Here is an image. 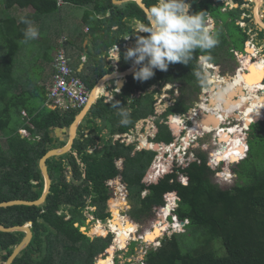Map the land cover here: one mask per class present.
Returning a JSON list of instances; mask_svg holds the SVG:
<instances>
[{"label":"trees","instance_id":"1","mask_svg":"<svg viewBox=\"0 0 264 264\" xmlns=\"http://www.w3.org/2000/svg\"><path fill=\"white\" fill-rule=\"evenodd\" d=\"M1 1L5 9L30 7L38 17L54 13L58 9L57 0ZM61 1L76 6H91V8L93 5L92 11L96 15L108 14V20H116L120 24L123 23L121 19L124 17L131 22L137 19L144 22L145 25L148 23L143 11L132 1L123 7L113 5L111 0ZM155 2L156 0L144 1L149 10ZM194 3L191 5V11H205L207 16L211 17L205 4L200 3L196 8H193ZM236 10L239 12L238 16L227 17L229 20L224 21L225 30L221 27L213 29L212 33L217 44L209 50L196 49L192 53L188 65L170 64L166 72L155 70V75L143 83L133 79V76L129 78L130 80L124 86L122 93L127 97L134 93H142L134 98L136 100L134 104L132 102L129 105L125 103L127 107L124 109L129 110L127 116L133 120L130 125L122 123L117 129L108 128L110 132L115 133L113 135L118 134L119 137L116 140L114 138L101 140L102 147L99 150L96 148V142L100 140L99 131L103 127L107 128L115 123L116 115L114 113L116 111L111 106L113 104L104 102L105 98L98 100L92 106L90 110L92 118L88 119V123L102 119L103 125L92 129L91 137H87V139L86 136L89 134L85 133L84 136L83 130L80 129L82 132L80 138L75 141L73 146L77 158L72 151L46 162L52 186L43 206L0 208V224L3 226L32 224L33 239L12 264H95L96 255L102 254L105 257L110 249L114 251L115 247L109 248L111 245L110 235L106 238L91 239L79 228L85 226L84 210L88 206L95 208L91 212L95 219L105 220L110 217L107 212L108 190L117 177L121 178L126 187L130 204L128 215L130 220L124 217L125 225L129 226L125 237L133 238L137 230L135 223L152 219L156 209L164 206L166 196H176V208L173 214L179 220L188 221L185 228L196 227L201 230L196 233V236L198 239L201 237L205 245L219 240L225 249V254L221 256L211 250L200 251L196 247L193 248L196 250L194 252L182 253L179 239L184 234H172L164 236L157 249H151L145 254L144 264H264V164L260 160L261 150H257L253 145L256 143L264 147V121L250 125L248 151L245 158L237 162L244 152H239V155L235 154L236 152L230 153L223 159L214 157L215 163L222 162L221 169L225 175H229V164L237 162L233 169L237 182L229 189H222L213 182V171L207 165L206 154L201 148L194 150L196 160L187 167L182 168L170 162L164 164L156 176L150 177L155 171L152 162L156 153L144 149L137 151L135 144H126L120 136L134 128L137 120L145 119L155 111L152 109L146 112L141 104V102H145L143 99L146 95H151L152 102L156 99L152 92L143 94L147 86L157 84L159 89L157 88L155 92H159L162 83L170 82L182 83V91L176 97L174 104L161 114L164 122L158 123L157 133L150 141L166 145L183 134L181 129L175 131L170 129L165 124L166 117L186 113L191 108V99L187 100L186 98L187 90L190 89L189 85L192 86L191 91L197 92L205 85V77L197 62L199 56L204 55L210 63L218 66L217 64L221 65L227 62L228 56L232 58L233 49L239 47L241 50L243 49L248 35L246 28L236 22L241 14V11ZM217 11H220V6L213 8L212 16L215 17ZM227 12L225 11L224 14ZM88 19L89 17L85 19L87 24ZM33 20L32 16H26L18 24L14 18L1 19L0 21V41L7 44L6 53L0 58V202L15 199L33 201L41 196L43 177L38 168V161L49 150L64 145V143L58 144L57 140L51 138L50 132L56 127H69L75 117V113L61 116L62 114L59 112L46 107L42 108L46 97L41 86L39 87L43 96L42 106L32 110L25 108L22 103L25 102V93L22 92L19 95L13 93L12 86L19 83L13 77V62L18 52L17 41L25 38L24 32ZM227 27H232L234 32L238 33V42L229 41L235 36L227 32ZM235 43L239 47L234 46ZM121 54L125 62L123 68H129L132 62L124 59L125 53L120 52V56ZM248 58L241 61V67L244 73L251 70L248 73L251 75L255 60L253 61L249 55ZM100 90L101 87L97 93ZM142 96L144 97L141 98ZM20 99L22 102H19ZM232 108L233 106L229 107L228 111ZM23 112L24 115L21 114ZM207 112L211 113L209 110ZM17 117L19 120H16ZM12 118H14L13 121ZM179 118L176 116L174 119ZM26 121L31 124V128L26 125ZM19 129L28 131L33 139L20 136ZM1 140H4V147L1 145ZM53 141H56L57 144H53ZM89 148L93 150L92 153L88 152ZM167 149L169 148L156 147L155 151L161 155ZM244 149L246 150V146ZM120 159H123L122 169H118L116 166V162ZM132 166H135L138 171L142 169L143 172L134 171L136 175L130 178L128 172ZM154 168H157L156 163ZM69 174L72 176L70 181L67 179ZM180 176L186 178L185 184L180 181ZM74 181L80 183L75 184ZM110 203V211H114L113 214L111 212L110 225L116 230L115 214L117 215V211H122L125 201L116 199ZM168 204L171 208L173 198L168 201ZM170 208H165L163 214L159 215V219L163 223H165V215L169 213ZM59 210L62 211L60 215L57 214ZM67 216H69L68 220ZM75 223H78V227L74 226ZM153 228V230L145 231L140 237L144 239L147 234L155 236L157 231L155 226ZM114 234V237L117 238V232ZM23 236V233L0 232V258L3 261L11 254L13 247L20 242Z\"/></svg>","mask_w":264,"mask_h":264},{"label":"rangeland","instance_id":"2","mask_svg":"<svg viewBox=\"0 0 264 264\" xmlns=\"http://www.w3.org/2000/svg\"><path fill=\"white\" fill-rule=\"evenodd\" d=\"M204 3L208 7L211 6L209 4L210 2L204 1ZM65 4L66 5H64L61 9H58L56 12L51 13V14L41 15L39 17L37 16V21L33 20L31 25L36 27L39 31V35L37 38L28 39V40H25V38H24L23 40L17 41L18 52H17V54L14 58V62H13V77H14V80H17V82H19V83L16 85H13L12 87L14 88L13 89L14 94L19 95L22 92L25 93V96H24L25 102H22L21 101L22 99H20L19 102H22L24 104V107L27 108L28 110H32L33 108H38V107L42 106V97L43 96L41 95L42 90L39 87V85H40L42 80L44 81L45 76H46V72L50 68L51 62L54 60L55 55H56L57 51L59 50L58 48H60V46H64L65 48L66 47L68 48L69 44L72 45L73 41H74V46H79V44L81 43L79 40H81V39L83 40L85 38L84 34L87 35V31H89L88 33L91 34L92 36H86V37H93V38L97 39V36L100 34V32L97 33L95 30H93V27H95L96 22L93 25H87L84 22L85 18L87 17V16H85V12L87 10H89V7H87V6H76V5H72V4H68V3H65ZM2 5H3L2 1L0 0V21H1V19L6 20V18H12V17H15L18 15V11L5 9L4 6H2ZM254 5L256 6V3L254 0L253 1L252 0L247 1V8L250 11V13H252V11L255 10ZM253 6H254V8H253ZM252 8H253V10H252ZM11 9H13V7ZM257 10H258L257 11L258 16L264 17V0H263V6L261 8L257 7ZM238 11H240V9ZM235 15H237V16L239 15V12H237V10L228 11L226 14H223L222 12L217 11L215 19H220V18L223 19L224 18L227 20V17H233ZM26 16L27 15L17 18L16 19L17 24ZM5 22H7V21H5ZM241 23H242L241 25L243 27H247V28L249 27L250 28V31H247L249 36H248L247 40L244 42V46H243L242 51H240L241 48L238 45L236 46L237 43H235L234 46L239 47L238 49H240V50H238L239 53L237 54V56H234V58H231L228 56L227 62H224L221 65L217 64L218 67L214 66V67H216V71H215L216 74H218L220 77L224 78L225 81H229V83L234 88L236 86L241 85V81L237 79V76H235V72L238 69H241V66H240L241 61L245 60L246 56L248 54L246 50H248V52L250 51V52L254 53L253 54L254 57H252L253 61L255 60L256 57H258L260 59H264V35L260 38H255L256 34L252 33L254 31V29L261 30L262 28L259 25H255V26L251 27V23L247 22V21H244V24H243V22H241ZM3 24L6 26L5 23H3ZM210 24L211 23H209L207 26H209ZM261 25H263V24H261ZM138 27H139V25H137L135 27V29ZM1 28H2V25H1ZM84 28H85V30H83ZM212 30H213V27H212L211 31ZM226 30L228 33L230 32V33H232V35L235 36L234 38L230 39L229 41L238 42V40H239V37L237 36L238 33L234 32V29L232 27L231 28L227 27ZM263 32H264V28H263ZM135 34L139 35L140 33H135ZM61 41H62V43H60ZM247 47H248V49H247ZM6 48H7V44H5L4 41H0V58L2 57V55L3 56L5 55ZM121 51L123 52L124 49L122 48ZM222 53H224V52L222 51ZM72 57H76V59H78V55L72 56ZM243 57H245V58H243ZM241 58H243V59H241ZM201 60H202V58H201ZM250 72H251V70H250ZM247 74H248V72H247ZM208 78L209 77L207 76V79ZM252 82H254V81H252ZM141 83H143V82H141ZM222 87H223V85H217L214 81L212 83V87H211L212 90H214V91L211 92L210 90H207L208 93L206 95H207L208 101H210V102L214 101L215 100L214 94L216 93L218 88H222ZM224 87H225V84H224ZM178 88L179 87L176 86V88L171 91V87L168 86V87H165L163 90H161V92H159V93H156L154 91H150L152 89H147L143 93L146 95L148 92H152V95L156 96L155 97L156 99L154 101V108H153V110H155V111L152 112V116H150L148 118L149 121H153L156 118V115L158 116L160 114V112L163 113L162 111L165 109L166 106H171L174 104L175 96H179L180 92L182 91L181 89H178ZM189 88L190 89L187 90L186 98H187V100L191 99V104L193 106V109L189 110L187 113L181 115V118H179V119H173V118H171V116H168V121H167L169 126L172 129L174 128L175 130H178V129L180 130L181 128H179V127L183 126L186 130L185 134L186 133L189 134L190 129H195V133H198V131L200 130V127L205 126V122L199 120L200 119L199 113L194 111L197 109L198 105L202 102V100L204 98L203 94H202V90H201V92L200 91L199 92L191 91L192 86H190V85H189ZM260 89L263 91L260 94H254L256 92L252 89H247L248 92L244 91L245 94L249 93V95L248 96L243 95V97L240 99V104L236 105L234 107V110H238V112H240L241 114L243 112V114H244L245 111H248L250 109L251 110V112H249L250 116H251V113L253 110H255L256 112L263 111L262 113H264L263 108L259 105L257 106V102H261L262 105L264 104V86L261 87ZM163 92L165 94L167 93V96L165 95V97H164ZM252 92H254V93H252ZM139 95H140V93H134L131 96L133 98H135ZM229 95H232V94L229 93ZM103 98L104 97H101L99 100H101ZM129 98H130L129 100L132 102V104H134L136 100L132 99L131 97H129ZM150 98H151V95H146V97H145V99H148V100H150ZM238 98H239V96H234L233 102L238 101ZM143 101H145V100L143 99ZM221 101L222 100H220V102ZM143 104L145 105V103H143ZM212 104H213V102H212ZM43 107L44 106H42V108ZM192 111H194V114H192ZM224 112L228 113V110H227V112L226 111H224ZM225 113H224L223 120L229 116V114H225ZM240 113H238V114H240ZM114 114L116 115L117 113H114ZM178 117H180V115H178ZM254 117H256V113L254 114ZM24 119L27 120V118H24ZM148 119H146V121ZM238 119H240V118H238ZM238 119L235 118L234 116H230V120H229V118L225 120L224 123H226V124L224 126L227 127L229 125L228 127H231L236 122H237L236 123L237 125L242 126V122L239 121ZM260 119L264 121V117H262ZM13 120H14V118H12V121ZM16 120H19V117H17ZM212 120H213V124L211 122ZM227 120H229L232 123L235 120V123L233 125L228 124ZM192 121H194V123ZM189 122H192L193 125L192 126L188 125ZM218 122H219V119H217V118L215 119L214 117L208 118L206 120V123L211 125V127L213 129L218 127ZM172 123L178 124V126H175ZM26 125L31 126V124L28 121H26ZM202 131H203V129H202ZM234 131H235V133H234L235 136H237L240 132V130L236 129V127H234L233 131H231V132H234ZM248 131L245 132L246 138L248 137ZM18 133L20 134V136H22L24 138H29V139L32 138V137H30L28 131L26 133H22L21 131H18ZM125 137L127 139L128 144H135V147L137 150L142 149L143 147H149V148L151 147L153 149L155 148L153 145L154 143L148 144V142L145 141L146 130L144 127L142 128L141 132L134 131L132 134L129 133V134L125 135ZM236 138L237 137L233 138L234 143H236V142L240 143L241 138L240 137L238 139H236ZM201 139H203V140H200L199 143H200V146H202V145L204 146V151L202 149L201 150L207 155V159L209 157L211 158L212 156H214L216 159L217 158H220V159L224 158V150H223V148H225V141L223 140L224 136H220V138H219V140L222 141V143L219 141H218L219 142L218 143L216 141V139H217L216 134H214V135L213 134L212 135L207 134V135H204ZM179 141H180V139L178 140V142ZM254 141H256V139H254ZM188 142H192V139L188 138ZM1 145L3 147L5 146L4 140H1ZM253 145L255 148H257V150L258 149L261 150L260 160H261V163L264 164V147L261 146V144L259 145L256 143H254ZM155 146L157 147L156 143H155ZM195 146H197V145H195ZM232 147L235 149H239L237 151L238 153L239 152L240 153L245 152L243 145L241 146V145L236 144V145H233ZM215 148L218 150H223V151L220 152V155H219V153H216V154H213L211 156V154L213 153ZM198 149H199V147H198ZM148 150H150V149H148ZM151 151H153V150H151ZM167 152H171V151H169L167 149L162 154L167 153ZM158 154L159 153H157V155ZM156 156H155V158H156ZM165 158H166V156H165ZM240 159H242V157H240L239 160ZM237 162H231L229 164L228 174H231L232 176L228 177V175H225L224 171L222 170V172H220L219 174H214V176H213L214 182L217 183L219 186H221L223 189H227V188L232 187L235 184V182L237 181V178L235 177V175L233 173V169L236 167ZM116 165L118 166V168H120L121 161L117 162ZM161 167H162V165H161ZM134 171L143 172L142 169L138 171V169L135 166H132V169L130 170V172H128L130 178H133L136 175V173ZM225 177L228 178V180L225 179ZM71 178H72L71 174L67 175L68 181H70ZM118 180H119V178H118ZM114 181H116V182H114ZM114 181H113L114 183L112 184V186L108 190V195H109L108 203L110 205L108 206V204H107V207H108L107 212H109L110 217H112L111 211H110V206H111L110 202L112 200L122 199L123 201H125V203H124L125 205H123L122 211L121 210H120V212L117 211V215L115 214V217L117 219L115 224L119 225L116 230L119 231L118 234L120 235V238H114L113 244L116 248H118L119 245L124 246L126 243L128 245H126L125 249H122L121 251L114 252L112 255V259H114L115 264H142V259L144 258V255L147 251V248H149V247L156 248L157 246L159 247L160 243L158 244V241H160L164 236H166L165 230H167V229L161 230V228H162V227H160L161 222L155 213V216L152 219H150L148 221L141 222V223H137L136 224L137 225L136 235L133 238H131L130 241L126 240L124 237L127 235V231H126L127 227L125 226V223H124V217L129 219L128 215H129V207H130L129 205L130 204L127 200V192L125 190L124 185L121 184L120 182H117V179H115ZM74 183L76 184V183H80V182L74 181ZM92 211H93V208L90 206L86 207L84 210V216H85V218H87L86 224H85V229H86L85 234L90 238H94L95 236H105L106 235L105 228H109L113 232L112 228H110L111 221L108 223V219H105L103 221H100V223H98L97 221L94 220V216L91 213ZM154 224H156V226H155L156 231L160 230V232L157 234L156 237L150 236L152 238L148 240L149 242L154 240L155 238H157V240L155 242H153L151 245H149V243L147 245L146 242L141 241L139 237L142 236L145 231L150 230V229L153 230ZM176 230H178L177 227H176ZM198 232H201V230H198L194 226H190L188 229H185L182 233L178 232V234H180V233L184 234L179 239L180 250L182 251V253L194 252L196 250L193 248L196 247V249H198V250L200 249V251L201 250H211V251L215 252L216 255H218V256L225 254V249L223 248V246L219 240L213 241L209 245H205L203 242V239L201 237L198 239V237L196 236V233H198ZM121 235H123V236H121ZM105 253H106V251H105ZM112 259L108 256L103 257L102 254H98V255H96V258H95V260H96L95 264H113ZM1 260L2 259L0 258V264H3V262Z\"/></svg>","mask_w":264,"mask_h":264},{"label":"clouds","instance_id":"3","mask_svg":"<svg viewBox=\"0 0 264 264\" xmlns=\"http://www.w3.org/2000/svg\"><path fill=\"white\" fill-rule=\"evenodd\" d=\"M117 1H119V0H117ZM247 1L244 0L243 6H242V10H240L241 14H240L239 20H237V24L240 25L241 27H243L241 25L242 24L241 22H243V24H244V21H247L246 19L248 18L245 14H243V12H244L243 10L244 9H248L247 8ZM240 2H241V0H235V2H233V0H224V3H225L224 8H226L227 6H229L228 8H230L231 5H235V9L230 8V9H228V11L236 10L237 4L239 5ZM57 4H60V3H58V0H57ZM115 6H117V5H115ZM149 11H150L149 12V20H148V23L146 25L144 24V22L135 19V24H132V25L134 27L139 25V27L136 28V29H133V30H135L136 33H140V34L136 35L135 40L133 38H128L127 41H126L127 45L124 46V48H127L126 52L124 54V59L126 61H131L134 66H139V67L135 68V70H133L132 75H131V76H133V79H135V80H138L140 82L147 81V80L151 79L155 75V70L165 71L166 72L168 70L170 64L181 63V64H184V65H188V63H189V61H190V59L192 57V53L196 49L209 50V49H212L217 44V40H216L214 34L210 30L212 28V26H213V24H212V22L214 21L213 18L210 17V16H207V12H205V11H195V12L191 11V4L188 3L187 0H156V2L151 6ZM254 17H255V15H254ZM247 22L251 23V27H252V24L254 26L255 25H259L260 26L261 24L264 25V17H262V21H260V24H258V23L256 24L255 23L256 19L254 21L255 24L252 22V20L251 21H247ZM25 23H29V22H25ZM207 23L208 24L211 23V24L209 26H207L208 25ZM261 30L263 31V28ZM142 34H147V35H142ZM38 35H39L38 29L36 27L32 26L29 23V26L27 27V29L24 32L25 40L35 39V38L38 37ZM125 38H127V37H125ZM123 45H124V43H123ZM114 48H115V51H116L115 53L117 55V58L115 60H118L120 58L119 57V51H118V49L116 48L115 45H114ZM238 53H239L238 49H233V51L231 53L232 54V58H234V56H237ZM201 58H202V60H201ZM243 58H245V57H243ZM243 58H241V59H243ZM53 62H54V60H53ZM53 62L51 63V67L49 68L50 72H51V78H52V74H53V71H52L53 70L52 69ZM197 62L200 65L201 72H202L203 76L205 77V85L202 86L200 88V90H199L200 92L202 90V94H203L204 98H203L202 102L198 105L197 109L194 110V111L197 112L198 109H201L203 111L202 115H204V114L208 115L207 114L208 112H207L206 109H209L211 107L208 105L209 101H208V98H207L206 94L208 93L207 90H210L211 92H213L214 90H212V88H211L212 84L209 82V78L207 79V76L208 77H214L215 75L218 76V77H220V76L218 74H216V72H215L216 71V67H214L215 64L210 63L205 58V56H199ZM247 72L248 71H245V74H247ZM110 74H107V75H110ZM220 78H222V77H220ZM104 80H106V79H104ZM263 81H264V79L262 80V85L261 86L264 85ZM168 86L171 87V91H172V90H174L176 88V86L179 87L178 89H181L182 88V83H180V82L162 83V85L160 86V91L159 92H161V90H163L165 87H168ZM157 88H158L157 84H152L151 86L148 87V89H152L150 91H154V92H155V90ZM43 90L45 91L44 87H43ZM119 90H120V87H119ZM146 90H147V88H146ZM226 91H227V89L218 88L216 93L214 94V98L216 100H218V101L222 100L224 95H225V93H226ZM159 92H156V93H159ZM262 92H263L262 90H258L257 94H260ZM149 93H151V92H148V94ZM140 95H142V93ZM163 95L165 97V95L167 96V93L165 94L163 92ZM176 97L177 96H175L174 101H175ZM131 98H132V96H131ZM46 101L47 100H45L44 107L49 109L46 106ZM168 107L169 106H166L163 112H165ZM192 109H193V106H191V108L189 110H192ZM212 109L214 110L213 111L214 113H217V114H220L221 116H224V114L222 112L218 113V111H220L221 109H224V106L222 104H218L217 108H212ZM81 110L76 111V112L72 111V112H66V113H60L59 111H56V112H59L60 114H62L61 116L69 115V114H72V113H75V116H76ZM215 110H217V111H215ZM52 111H55V110H52ZM194 111H192V114H194ZM238 113H240V112H238V110H236V111H234L232 113L231 116H234L236 118L237 116L240 115ZM22 114L24 115V112ZM183 114H185V113L168 115V116L175 117V116L180 115V118H181V115H183ZM122 115L126 117L128 115V113L124 112V113H122ZM168 116L166 117L165 124H167L169 126V124L167 123ZM221 116L220 117L216 116L217 119L219 118L218 129L216 131H215V129H213L211 132H208V133H205V134H201L203 131H202V127H200V130L198 129L199 130L198 133H200L201 135L198 134V133L190 135V134H187V133L185 134V132H186L185 128L183 126H180L179 128H181V130H184L183 134L178 136L177 139L175 141H173L172 143H170V144H166V145L165 144H160V143H156V142H151L150 140L146 139L145 141L148 142V144H153L154 143L153 145L155 146V143H156L158 148L162 149V148L165 147V148H169L168 150L171 151V152L164 153L165 155L164 154L157 155V152L151 147L150 148L149 147H143L142 149H139V150L136 149L137 151H140V150H143V149L144 150L150 149L149 151L153 150V152L156 153L157 156L155 155L156 158H154V160L152 162V167H153V169L155 171L152 172V175H150V177H154L160 172L159 169L161 168V165L163 166L164 164L173 162L177 166H181L182 168H185L191 162L195 161L196 158H195L194 150L197 149L198 147L204 150V146L203 145L200 146V143H199L200 140H203L201 138L204 135H207V134H211V135L213 134L214 135V134H216V136H217L216 141L217 142L219 141V142L222 143V141H220L219 138H220L221 135L224 134V130L228 131L230 129V127H228L229 125L227 127L224 126L226 124V123H224L225 120L228 119V118L230 120V117H227L224 120H221L222 119ZM161 120L162 121L160 123H163L164 122V118H161ZM229 120H227L228 124L233 125L235 123V120L233 121V123L230 122ZM259 121H263V120L250 122L249 125L247 126L246 130H244V133L249 130V127H250L251 124L257 123ZM192 122L194 123V121H192ZM211 122L213 124V120ZM236 123L233 125L234 127L237 126ZM29 127H31V126H29ZM169 128L172 129L170 126H169ZM66 129H68V127H66ZM172 130L175 131L174 128ZM219 130L221 131V133H218ZM18 131H21V132L24 131V133L27 132L25 129H19ZM77 134H78V132H77ZM228 136L229 137L231 136V138H233L234 135H233V133H230ZM117 137H119L118 134L111 136V138H114V140H116ZM122 138L124 139L125 137H122ZM188 138L192 139V142H188ZM78 139L79 138L76 136V138L74 140V143ZM179 139H180V141L178 142ZM246 139H245L246 150H245V152L242 155V159L245 158V156L247 155L246 153L248 151V137ZM74 143H73V146H74ZM195 145H197V146H195ZM73 146H72V149H71L70 152H72V151L74 152ZM223 150H224V148H223ZM223 150H218V149L215 148L213 153L216 154V153L222 152ZM165 156H166V158H165ZM242 159H240V160H242ZM240 160H238V162ZM120 161H121L120 168H118V166L116 165L118 169H122L123 168L122 167L123 159H120L117 162H120ZM206 161H207V165L209 166V168L213 171L212 179H213V182H214V177H213L214 174H219L220 172H222V169H221L222 162L217 164L214 161V156L211 157V158L209 157L207 159V155H206ZM155 163L157 164V168L156 169L154 168ZM230 176H232V175L229 174L228 177H230ZM235 177H236V175H235ZM118 178H119V180H118ZM116 179H117V182H120L121 184H123L120 177H117ZM179 179H180V181L183 184L186 183V178L184 176H180ZM225 179L228 180V178H226V177H225ZM114 182H116V181H114ZM51 186H52V180H51ZM124 187H125V185H124ZM219 187H221V186H219ZM43 189H44V180H43ZM50 189H51V187H50ZM227 189H229V188H227ZM125 190H126V187H125ZM126 192H127V190H126ZM49 194H50V192H49ZM48 195H47V197H48ZM142 195L144 196L145 192ZM127 196H128V192H127ZM47 197H46V199H47ZM171 198H173V204H172V206L170 208V206L168 204V201H170ZM46 199H45V202H46ZM108 200H107V204L109 206ZM127 200H128V197H127ZM176 201H177V197L176 196H166L165 197L164 206L159 207V208L156 209V211H157L156 215L159 218V215L163 214V211H164L165 208H167V207L170 208L169 213H167L165 215V222L169 226L165 227V224L159 219L160 222H161L160 227H162L161 230L167 229V230H165L166 236H171L172 234H178V232L182 233L186 229L185 226L188 224L187 220H179L173 214L174 210L176 208ZM43 205H41V206H43ZM129 209H130V207H129ZM94 210H95V208H93V211ZM61 213H62V211H60V210L57 212L58 215H60ZM66 219L68 220L69 216H67ZM106 219H108V223H109V220L111 219V217L106 218ZM86 220H87V218H86ZM94 220L97 221L98 223H100V221H103V220L95 219V217H94ZM85 224H86V221H85ZM135 224H137V223H135ZM74 226L78 227V223H75ZM154 226H156V224H154ZM176 227L178 228V230H176ZM81 228L85 229V226H81L79 229H81ZM105 230H106L105 231L106 232L105 236H95L94 238H106L108 235H110L111 236V245L109 246V248H110L112 246L113 242H114L115 234L109 228H105ZM83 234H85V231H84ZM94 238H91V239H94ZM139 238H140L141 241L146 242L147 245H148V243H149V245H151L153 242H155L157 240V238H155L154 240L149 242V241H145L144 239H142V237H139ZM21 240H20V242H21ZM129 241H130V239H129ZM160 241H158V244L160 243ZM203 242H204V240H203ZM18 244H16L13 247V249ZM126 245H128V244H126ZM156 248L149 247V248H147L146 253L149 250H151V249L155 250ZM13 249H12V251H13ZM123 249H125V248H123ZM121 250L122 249H117L116 248L114 250V252L121 251ZM7 258H6V260H7ZM1 261L3 262V264L5 263V261H3V259ZM112 262H113V264H115L114 263V259H112ZM142 264H144V258L142 259Z\"/></svg>","mask_w":264,"mask_h":264},{"label":"crops","instance_id":"4","mask_svg":"<svg viewBox=\"0 0 264 264\" xmlns=\"http://www.w3.org/2000/svg\"><path fill=\"white\" fill-rule=\"evenodd\" d=\"M58 3H60V4H57L58 9H61L64 5H66L61 0H58ZM118 3L119 4H116V5L119 7H123L125 5L123 4L124 0H119ZM87 7H89V10L85 12V16L89 17L88 24L85 21L84 22L87 25H93L96 22L95 27H93V30H95L97 33L99 32L100 34L102 33L103 34L102 38L100 39L99 35L97 36V39L93 37H86V36H92L91 34L88 33L89 31H87V35L84 34L85 38L83 40L82 39L79 40L81 42L79 46H74V41H73L72 45L69 44L68 48L67 47L65 48L64 46H60V48L58 49L64 50L66 57L69 60L70 66L74 69L77 76L85 83L88 89V92H89V96L93 88H96V86L101 87L100 92H98L99 97L101 96L105 97L104 102L106 104H113L111 106L114 108L113 110L116 111L115 113H117L114 119L115 123H113V125L108 126L107 128L103 127L99 131L100 140H97L96 142V145H97L96 148L99 150L102 147L101 146L102 143L100 141L101 140L103 141V139L108 140L111 138V136H113V134H115V133L110 132L108 128H110L111 130L113 128L117 129L122 123H124L125 125H130L131 121L133 120L132 118L128 116L125 117L122 115V113L124 112H127V113L129 112L128 109H124V107H127L126 104L127 105L131 104L129 97L125 96L122 93L124 86L127 85V82L130 80L129 78L131 76L122 80L121 82L118 81L117 78H114V77L108 78L106 80H102V83L100 82V80L102 79V77L106 76L108 73H111L114 71H124L125 70V68H123L125 62L122 59L123 57L122 54L120 56V52H122L121 49L123 48L124 51L122 53H125L127 48H124V46L127 45L126 41L128 38H133L134 40L136 38V34H135L136 32L135 30H133L135 29V27L132 25V24H135V19L132 20L131 22L126 17H124L121 19V22L123 23L120 24L118 23L119 21L112 20V19L108 20V14H106V16L102 14L96 15V13L92 11L93 5H92V8L91 6H87ZM10 10L18 11V15L15 17H12L14 19L27 15V16H32L34 20L37 21V15L36 13H34V10L30 7L25 8V9L13 7V9H10ZM87 17L85 19H87ZM6 19H10V18H6ZM83 30H85V28ZM60 43H62V41ZM114 45L119 51L120 58L118 60H115L117 58V55L115 53L116 51H115ZM77 55H78V59H76V57H72V56H77ZM85 58H86V61H85ZM50 81H51V72H50V69H48L46 72L44 81L42 80L39 86H41L43 90V87H45V85H47ZM119 87H120V90H119ZM148 87L149 86H147V89ZM143 97L144 96H142L141 98ZM153 97L155 98L154 95ZM132 99L134 98L132 97ZM144 100H145L144 102L145 105L143 104V102H141V104H143L145 111L149 112L150 110L153 109L154 102L148 99H144ZM90 110L77 129L78 134H76V136L78 138H80V135L82 132L84 136H85V133L89 134L88 136H86V139L87 137H91L90 132L93 131L92 129H94L96 126L102 127L103 125L102 119H97V120H94L93 123H88V119L92 118L90 117ZM161 114L162 113L160 112L158 116L156 115V118L153 121H149L148 119L150 116H152V113L148 115L145 119L137 120L134 125V128L129 129L128 133L120 134V136L125 137V135L129 133L132 134L134 131L141 132L142 128L144 127L146 130L145 140L153 139L155 137V134L157 133V125L158 123L162 121ZM146 119L148 120L146 121ZM80 129H82L83 131L80 132ZM63 136L65 137V140H67L68 134L64 133ZM123 140L126 144H128L126 137ZM60 143L65 144L66 142L58 141V144ZM53 144H57V142L55 141V143ZM88 152L92 153L93 150L89 148ZM75 156L77 158V155ZM78 162H80V159H78ZM80 165L81 167H83L81 163Z\"/></svg>","mask_w":264,"mask_h":264},{"label":"water","instance_id":"5","mask_svg":"<svg viewBox=\"0 0 264 264\" xmlns=\"http://www.w3.org/2000/svg\"><path fill=\"white\" fill-rule=\"evenodd\" d=\"M112 1H113L114 5L119 4L118 3L119 1H117V0H112ZM131 1L134 2L144 12L147 20H149V12L150 11L147 8V6L143 3V1L142 0H124L123 4L129 3ZM137 67L138 66H134L132 64L129 68L125 69L124 71L111 72L110 75H106V76L102 77L100 82H102V80H104V79H108V78H112V77H114V78L116 77L117 80L121 82L122 80L130 77L132 75L133 70H135V68H137ZM249 83H250V81H249ZM97 87L98 86H96V88ZM96 88L92 89L86 105L75 116L72 124L68 127V129L56 127V128H54L53 132L50 133L51 138H54L55 140H58V141H65L66 143L64 144V146L49 150L38 161V168H39V170L41 172V176L43 177V180H44V189L42 191L41 196L37 200H34V201H29V200H24V199H15V200L3 201V202H0V208L5 209V208L15 207V206H36V207H39V206L44 204L45 199H46L47 195L49 194L50 187H51V179H50V176L48 173V167H47L46 162L51 158H59L65 154H68L71 151L74 140L76 138L77 129H78L79 124L83 121V119L85 118V116L89 112L92 105H95L97 100L100 98L98 93L95 95V99L92 98L93 93L96 90ZM64 133L68 134L67 140H65V137L63 136ZM53 143H55V141H53ZM31 225H32L31 223H27V224H24L21 226L5 227L2 224H0V232L1 233H23L24 234L23 239L13 249L12 253L9 255V257L7 258V260L5 261L4 264H12L14 259L16 257H18L21 254V252L29 245V243L31 242V240L33 238V233L31 231ZM80 231L84 233L85 229L81 228Z\"/></svg>","mask_w":264,"mask_h":264},{"label":"bare ground","instance_id":"6","mask_svg":"<svg viewBox=\"0 0 264 264\" xmlns=\"http://www.w3.org/2000/svg\"><path fill=\"white\" fill-rule=\"evenodd\" d=\"M256 4H257V6H255V10H254V15H255V17L257 18V22L256 23H258V24H260V21H262V16L261 17H259L258 16V13H257V7H259L260 8V6L263 4V0H257L256 1ZM260 27L261 28H264V26L263 25H260ZM248 49V48H247ZM247 58L246 59H249L248 58V55L249 56H251V58L253 57V52H248V50H247ZM257 62V60L255 59V63ZM255 63H254V68H253V70H252V73H251V75L250 74H246L245 76L246 77H244V78H240L239 80L241 81V85L239 86V89H238V91H235L236 90V87L234 88L230 83H229V81H225L224 80V78H220V77H218V76H214V77H209V82L212 84L214 81H215V83L217 84V85H223V89H227V91H226V95H224V98L222 99V101L220 102V100L218 101V100H214V101H209V106L211 107V108H209V109H207V110H209L211 113H207L208 115H202V110L201 109H198V113H199V115H200V121H204L205 122V126L204 127H202V129H203V132L201 133V134H205V133H208V132H211L212 130H213V128L211 127V125H209V124H207L206 123V120L208 119V118H211V117H214L215 119H216V116H218V117H220L221 115L220 114H217V113H214L213 111V109L212 108H217V105L218 104H222L223 106H224V109H221L220 111H218V113H225L224 111H226L227 112V110H228V108L229 107H231V105L233 106V108L232 109H230L229 111L231 112V113H225V114H229V116L228 117H230L231 115H232V113L234 112V111H236V110H234V107L236 106V105H239L240 104V99L243 97V95H245V96H248L249 95V93L248 94H245L244 93V91L246 92L247 91V89H252V90H254L256 93H254V92H252V93H254V94H257V91L258 90H260L259 89V82H258V77H257V75H258V73H259V71L258 70H256L255 69ZM264 68V65L263 66H261V69H263ZM237 72V71H236ZM248 73H250V72H248ZM237 74H235V76H236ZM264 79V78H263ZM260 80H262V79H260ZM249 81H250V83H249ZM252 81H254V82H252ZM102 83V82H101ZM262 83V82H261ZM224 84H225V87H224ZM264 86V85H263ZM262 86V87H263ZM212 87V86H211ZM100 87L98 86L97 88H96V90L94 91V93H93V96H92V98L93 99H95V95H96V93H97V91H98V89H99ZM248 92V91H247ZM250 92V91H249ZM229 93H231L232 95H229ZM251 95V94H250ZM234 96H239V98H238V101H235V102H233V99H234ZM253 96V95H252ZM213 100V99H212ZM230 100V101H229ZM212 102H213V104H212ZM224 104H223V103ZM261 106L262 108H263V110H264V104L262 105V103L261 102H257V106ZM259 110V109H258ZM215 111H217V110H215ZM228 111V112H229ZM249 112H251V110L249 109L248 111H245V113L243 114V112H242V114L240 113V115L239 116H237L236 118H240V119H238L239 121H241L242 122V126H235L236 127V129H238V130H240V132H239V134L237 135V136H235V131L234 132H231V131H233V129H234V126H231L230 127V129L228 130V131H224V134L223 135H221V136H224V141H225V148H224V157H226L228 154H230V153H232V154H234L235 152V154H237V155H239V153L237 152L239 149H235V148H233L232 146L233 145H236V144H238V145H243V147H245L246 146V143H245V139H246V135H245V133H244V130H246V128H247V126L249 125V123L250 122H252V121H258V120H260V118H262V117H264L263 115H264V113H262L263 111H259V112H256L255 110H253L252 111V113H251V116L249 115ZM256 113V117H254V114ZM215 115V116H214ZM176 117V116H175ZM175 117H173V119L175 118ZM222 117V119L221 120H223V118H224V116H221ZM219 119V118H218ZM199 121V122H200ZM174 124V123H173ZM176 125H178V124H176ZM215 129V131L218 129V127H216V128H214ZM191 131V132H190ZM190 135L191 134H195V129H190ZM194 132V133H193ZM218 133H221V131L219 130L218 131ZM230 133H233V138L234 137H237L236 139H238L239 137L241 138V142L240 143H238V142H236V143H234V139L233 138H231V136L229 137L228 135L230 134ZM199 134V133H198ZM200 134V135H201ZM155 148H154V150L156 149V146H154ZM219 155H220V152H219ZM165 224V227H168L169 225L165 222L164 223ZM116 227H118L119 225H115ZM127 228H126V231H127V229L129 228V226H127V225H125ZM110 228H112L111 227V225H110ZM112 230H113V233H115V232H117V234L119 233V231H117V230H115V229H113L112 228ZM160 232V230H157V232H156V235L154 236V237H156L157 236V234ZM121 236H123V235H121ZM150 236H153V235H151V234H147L146 236H145V238H144V240L145 241H148L149 240V237ZM117 238H120V235L118 234V237ZM126 240H128L129 241V239L130 238H128V237H124ZM112 246L113 247H115L114 246V244H112ZM105 256H109V254L108 255H105Z\"/></svg>","mask_w":264,"mask_h":264},{"label":"built area","instance_id":"7","mask_svg":"<svg viewBox=\"0 0 264 264\" xmlns=\"http://www.w3.org/2000/svg\"><path fill=\"white\" fill-rule=\"evenodd\" d=\"M52 69L51 81L44 87L46 106L60 113L81 110L88 101L89 92L70 66L64 50L57 52Z\"/></svg>","mask_w":264,"mask_h":264},{"label":"flooded vegetation","instance_id":"8","mask_svg":"<svg viewBox=\"0 0 264 264\" xmlns=\"http://www.w3.org/2000/svg\"><path fill=\"white\" fill-rule=\"evenodd\" d=\"M143 2L144 1H146V0H142ZM204 1H206V2H210L209 4L211 5L210 7H208L205 3H204ZM253 1V0H252ZM255 1V3H256V1L257 0H254ZM187 2L188 3H190L191 5H192V3H194L193 4V8H196L198 5H200V3H203V4H205L206 6H207V8H208V10L210 11V14H211V17L213 18V22H212V24H213V29L215 28V27H221L222 29H224V21H228L229 20V18H227V20L226 19H222V18H220V19H215V17L214 16H212V10H213V8H215V7H218V6H220V12H222L223 14L225 13V11H228V9H230V8H232V9H235V5H231L230 6V8H228L229 6H227L226 8H224V6H225V3H224V0H187ZM233 2H235V0H233ZM243 3H244V0H241V2L239 3V5L237 4V7H236V9H240V10H242V7L241 6H243ZM145 5H146V3H145ZM255 6V5H254ZM254 6H253V8H254ZM256 6H257V4H256ZM263 6V4L260 6V8ZM253 8H252V10H253ZM225 9V10H224ZM244 12H243V14H245L248 18L246 19L247 21H251L252 20V22L254 23V21H255V19H256V22H257V18L256 17H254V11H252V13H250V11L248 10V9H244L243 10ZM216 13V12H215ZM250 13V14H249ZM242 17V16H241ZM208 22V21H207ZM237 22V21H236ZM208 24V23H207ZM255 24V23H254ZM252 26H254L253 24H252ZM246 28V33H247V31H249L250 30V28L248 27H245ZM212 29V28H211ZM210 29V30H211ZM213 31V30H212ZM211 31V32H212ZM252 33H255L256 34V36H255V38H260V37H262L263 35H264V32L262 31V30H258V29H254V31L252 32ZM102 33L101 34H99V37H100V39L102 38ZM247 35L249 36V34L247 33ZM101 48V47H100ZM248 48V47H247ZM247 51V50H246ZM202 56H204V55H202ZM256 60H257V62L255 63V69L256 70H258L259 71V73H258V75H257V79H258V82H259V89L262 87L261 85H262V83H260V79H263L264 78V68L263 69H261V66H263L264 65V59H260V58H258V57H256L255 58ZM85 61H86V58H85ZM244 72V70L242 69V67H241V69H238L237 70V72L235 73V74H237L236 76H237V79L239 80L240 78H244V77H246L245 75V73H243ZM108 74H110V73H108ZM238 89H239V86H236V90L235 91H238ZM261 90V89H260ZM261 120V119H260ZM81 124V123H80ZM188 125H190V126H192V122H189L188 123ZM111 212H112V214L114 213V211H112L111 210ZM109 222H110V220H109ZM117 229V228H116ZM127 244V243H126ZM126 244L124 245V246H122V245H119L118 246V248L117 249H123V248H125V246H126ZM115 249H116V247H115ZM114 249V250H115ZM113 253H114V251H112L111 249L109 250V252H108V254H109V256L108 257H110L111 259H112V255H113ZM107 254V255H108Z\"/></svg>","mask_w":264,"mask_h":264},{"label":"snow or ice","instance_id":"9","mask_svg":"<svg viewBox=\"0 0 264 264\" xmlns=\"http://www.w3.org/2000/svg\"><path fill=\"white\" fill-rule=\"evenodd\" d=\"M152 237H149V239H151Z\"/></svg>","mask_w":264,"mask_h":264}]
</instances>
